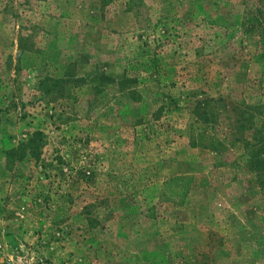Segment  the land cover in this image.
Here are the masks:
<instances>
[{
  "label": "rangeland",
  "instance_id": "374dc122",
  "mask_svg": "<svg viewBox=\"0 0 264 264\" xmlns=\"http://www.w3.org/2000/svg\"><path fill=\"white\" fill-rule=\"evenodd\" d=\"M252 4L0 0V264H264Z\"/></svg>",
  "mask_w": 264,
  "mask_h": 264
},
{
  "label": "trees",
  "instance_id": "16d2710c",
  "mask_svg": "<svg viewBox=\"0 0 264 264\" xmlns=\"http://www.w3.org/2000/svg\"><path fill=\"white\" fill-rule=\"evenodd\" d=\"M249 7L247 9V20L264 25V0H253V4ZM192 103L195 105L193 107L195 115L199 114V111L202 109L203 113L206 112V102L204 100L196 99ZM246 109L241 110L235 119L233 126L234 133L236 134V139L243 144L245 152L242 156L244 157L246 166L254 171H260L261 168H264V114H261L263 118H261L262 122L258 126ZM246 131H252L249 138L245 137ZM35 135L43 136V133L39 132ZM30 141H33V139Z\"/></svg>",
  "mask_w": 264,
  "mask_h": 264
}]
</instances>
